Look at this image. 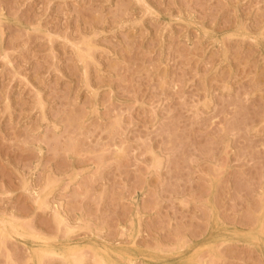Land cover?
<instances>
[{"label":"rangeland","instance_id":"1","mask_svg":"<svg viewBox=\"0 0 264 264\" xmlns=\"http://www.w3.org/2000/svg\"><path fill=\"white\" fill-rule=\"evenodd\" d=\"M0 264H264V0H0Z\"/></svg>","mask_w":264,"mask_h":264}]
</instances>
